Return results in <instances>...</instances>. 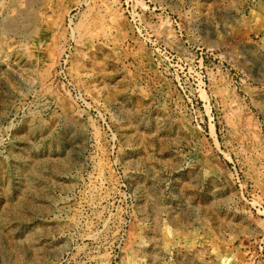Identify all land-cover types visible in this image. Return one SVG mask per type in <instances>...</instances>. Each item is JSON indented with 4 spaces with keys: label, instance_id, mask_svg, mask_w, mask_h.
<instances>
[{
    "label": "rangeland",
    "instance_id": "374dc122",
    "mask_svg": "<svg viewBox=\"0 0 264 264\" xmlns=\"http://www.w3.org/2000/svg\"><path fill=\"white\" fill-rule=\"evenodd\" d=\"M0 264H264V0H0Z\"/></svg>",
    "mask_w": 264,
    "mask_h": 264
}]
</instances>
